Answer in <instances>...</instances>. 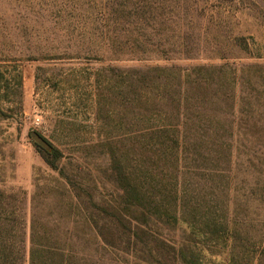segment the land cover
<instances>
[{
  "label": "rangeland",
  "instance_id": "374dc122",
  "mask_svg": "<svg viewBox=\"0 0 264 264\" xmlns=\"http://www.w3.org/2000/svg\"><path fill=\"white\" fill-rule=\"evenodd\" d=\"M198 67L222 69L232 120L264 126V0H0V264H29L34 204L90 264H183L190 231L164 216L177 207L233 231L202 264H264V152L194 153L154 132V96L179 76L154 70ZM128 181L165 199L147 224L130 221Z\"/></svg>",
  "mask_w": 264,
  "mask_h": 264
},
{
  "label": "trees",
  "instance_id": "16d2710c",
  "mask_svg": "<svg viewBox=\"0 0 264 264\" xmlns=\"http://www.w3.org/2000/svg\"><path fill=\"white\" fill-rule=\"evenodd\" d=\"M154 71L164 72L167 75H179L174 76L177 84L170 81V76H166L165 83H160L159 93L154 96L158 117L167 121H164V125L155 127L154 132L157 136H170L175 132L177 133L176 146L182 147V144L187 146L188 143V150L191 149L194 153L206 152L212 147V151L216 149L217 152L233 150L234 155L238 156L250 154L258 156V152H264V139L252 137L255 133H264V126L252 124L243 118L239 121L232 120L233 113H235L234 98L230 95L232 90L228 83L217 76L222 72V69L198 67L193 70L174 71L172 68L155 69ZM194 71L198 72L194 73ZM202 73H205V76ZM232 75L231 84H234L237 79L234 74ZM228 110L229 117L221 121L220 116ZM212 117L215 120H210ZM191 133L193 137H191ZM228 136L232 137L233 146L226 143L225 140L228 139ZM188 140L193 143L190 144ZM36 147L42 149L38 145ZM60 158L61 153L55 150L54 159ZM239 166L241 164L238 162L236 169ZM52 167L57 168L53 164ZM235 180L234 178V183ZM126 192L128 195L127 211L132 214L131 220L129 219L132 222L149 223L153 211L150 208L146 210V204L151 203L153 208L158 211L159 208L164 210L161 206L164 198L148 196L143 187L138 185V181L136 183L134 181L133 184L128 181ZM179 208L177 207V209ZM177 209L175 211L166 210L164 216L177 224L185 225L190 231L191 239L189 238L186 245H182L179 253L183 264H202L205 259L202 246L204 243L225 248L229 241L233 242L234 234L228 221L217 225L214 223L211 226L209 224L203 226L200 223L201 216L193 213L195 221L185 222L179 217ZM194 210L197 211L196 208ZM31 215L29 264H90V257L84 252L85 248L78 244V239L72 232L68 230L67 234L57 232L59 227L56 221L51 226L49 223H43L35 204L32 207ZM73 224L74 222L71 226ZM151 252H153L152 249H150V254ZM152 258L156 264H160L158 259Z\"/></svg>",
  "mask_w": 264,
  "mask_h": 264
},
{
  "label": "water",
  "instance_id": "95a60500",
  "mask_svg": "<svg viewBox=\"0 0 264 264\" xmlns=\"http://www.w3.org/2000/svg\"><path fill=\"white\" fill-rule=\"evenodd\" d=\"M32 140L35 142L36 145H38L39 147L43 148V149H49L50 145L48 144V142L37 132H32L30 134Z\"/></svg>",
  "mask_w": 264,
  "mask_h": 264
}]
</instances>
